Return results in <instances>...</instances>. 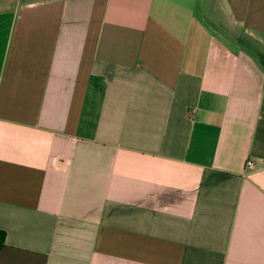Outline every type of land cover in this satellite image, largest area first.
<instances>
[{
  "label": "crops",
  "instance_id": "1",
  "mask_svg": "<svg viewBox=\"0 0 264 264\" xmlns=\"http://www.w3.org/2000/svg\"><path fill=\"white\" fill-rule=\"evenodd\" d=\"M0 231V264H264V0H0Z\"/></svg>",
  "mask_w": 264,
  "mask_h": 264
},
{
  "label": "built area",
  "instance_id": "2",
  "mask_svg": "<svg viewBox=\"0 0 264 264\" xmlns=\"http://www.w3.org/2000/svg\"><path fill=\"white\" fill-rule=\"evenodd\" d=\"M245 167L247 169H252L254 167V164L251 160H247L246 163H245Z\"/></svg>",
  "mask_w": 264,
  "mask_h": 264
},
{
  "label": "trees",
  "instance_id": "3",
  "mask_svg": "<svg viewBox=\"0 0 264 264\" xmlns=\"http://www.w3.org/2000/svg\"><path fill=\"white\" fill-rule=\"evenodd\" d=\"M0 239L4 240V232L0 231Z\"/></svg>",
  "mask_w": 264,
  "mask_h": 264
}]
</instances>
